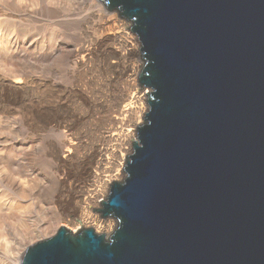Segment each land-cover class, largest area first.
Listing matches in <instances>:
<instances>
[{
	"label": "water",
	"instance_id": "95a60500",
	"mask_svg": "<svg viewBox=\"0 0 264 264\" xmlns=\"http://www.w3.org/2000/svg\"><path fill=\"white\" fill-rule=\"evenodd\" d=\"M99 1L138 37L149 91L97 210L116 227H61L21 264H264V0Z\"/></svg>",
	"mask_w": 264,
	"mask_h": 264
},
{
	"label": "bare ground",
	"instance_id": "6f19581e",
	"mask_svg": "<svg viewBox=\"0 0 264 264\" xmlns=\"http://www.w3.org/2000/svg\"><path fill=\"white\" fill-rule=\"evenodd\" d=\"M68 1L0 0V179L5 188L16 195L14 202L7 203L10 208L5 214L6 220L0 219V264H21L26 250L30 247L25 250L24 241L27 236L17 229L16 225L24 227L26 223L37 219L38 212L33 210L34 203L29 200L35 197V194L30 190H36L40 186L38 182L46 179V176L30 179L36 174V164L32 161L34 154L43 153L52 164L51 171L57 172L73 158L77 150L74 146L76 144L68 140H64V144L62 141L56 144L49 140L48 147L41 149L27 146L21 140L23 138H18L13 146V142L9 144L5 135H17L21 133L17 130L24 128L27 133L37 135L62 127L69 132V125L62 126L67 117L61 112L72 114L73 122L81 121V115L74 110L76 102L73 103V99L84 101L91 110L103 108V101L107 96L110 97L107 93L110 94L113 86L109 73H118L121 64L124 65L123 72H126L127 88L107 117L109 124L118 134L117 141L121 142L119 147L131 137L129 128L136 127L140 122L139 117L146 112L145 97L149 91L145 87L146 90L139 88V76L135 73L134 58L140 43L138 37L131 35L132 33L118 31L119 28L111 19H102L93 24L101 11L94 3L96 0H70L71 3ZM48 22L54 28L51 31L52 37L48 40L50 42L45 45V42L42 43L45 38L42 40L34 37L38 35H35L34 29ZM58 27H61L60 30ZM115 42H118L119 47H115ZM98 62V70L102 73L98 78L100 81L94 83L95 75L92 72ZM132 70L135 72L128 75ZM58 77L61 80L59 82ZM56 79L57 85L54 86ZM31 89L40 91L43 100L37 102L31 99L27 103L25 94ZM105 150L101 148L99 151L101 161L97 164L98 169H101L100 173H93L91 168L85 169L100 185H96L95 190L91 191L92 195L87 198L89 203L85 205L86 208L83 207L80 214L72 220L82 224L84 229L92 228L96 233L101 232L108 236L114 227L113 219L99 218L89 212L93 206H100L95 201L99 188H110V182L118 178L112 174L113 167L106 166L111 165L109 158L102 160ZM7 155L9 159H18L19 172L14 171V162L6 159ZM112 156L117 157L115 152ZM1 188L0 184V193L4 192ZM53 200L54 197L51 198L52 205ZM55 203L57 207L50 206L47 211L48 220L40 222L35 229L38 234L53 224L59 227L63 225L60 215L56 212L58 209L63 211L62 201L55 200ZM35 205L38 208L36 211L42 209L38 203ZM13 211L15 212L12 213Z\"/></svg>",
	"mask_w": 264,
	"mask_h": 264
},
{
	"label": "rangeland",
	"instance_id": "374dc122",
	"mask_svg": "<svg viewBox=\"0 0 264 264\" xmlns=\"http://www.w3.org/2000/svg\"><path fill=\"white\" fill-rule=\"evenodd\" d=\"M61 1L64 2V0ZM68 2L71 3L70 0ZM94 3L98 5V8L101 11L98 13V18L95 19L93 24L102 19H111L113 22L116 23L117 28H119L118 31L125 33L128 32L129 34L132 33L131 35H135L131 30L128 29L130 27V23L120 18L116 12L109 11L105 7V5L99 0H96ZM53 28L54 27L49 22L48 24L37 26L34 29V32L35 35L36 34L38 35L36 36L33 35V36L37 38H41L42 40L45 38L42 41V43L44 44L45 42V45H48V43L50 42L48 40H50V37H52L51 31ZM55 40H57V38H55ZM114 45L115 47H119L118 42H115ZM139 47H140V43L136 52V56L134 58V63L136 65V72L135 70H132L131 72L128 73V75H132L135 72L138 77L142 69L143 62L140 58L141 55H140ZM98 66H99V62L96 69H94L92 72V74L95 75L94 83H96V81H100L98 80V78L101 77V73H102L101 71L98 70ZM123 68L124 65L121 64L118 73H113V72L109 73L110 76L109 79L112 82L113 86L111 87L110 94L109 92L107 93V95H110V97L107 96V99L103 101L104 102L103 108L98 107L95 110H91V108L86 103H84V101L79 99H73L72 100L73 103L76 102V108H74V110L76 109L78 114L81 115V121L73 122L74 118L72 114L69 115V114H65L64 112H61L64 114V116L67 117L65 123H63V120H61V122L63 123L61 124L62 126H66V127L69 125L70 126L68 127L70 128L69 132L68 129L62 127L60 129H55V131L48 130V132L44 133L43 135L42 134L37 135V134H31L29 132L27 133L26 129L24 128L23 130L18 129L17 131L21 133L17 135L15 133H9L5 135V137L8 138L7 141L9 144H12L13 142V146L16 145L17 143L15 142L17 141L15 139L23 138L21 139L23 143L33 148L36 147V148L45 149L46 147H48L49 140H53L56 144H60L62 142H63L62 144H64L65 143L64 140L65 141L68 140L71 141L72 143H75L76 145L74 146L77 148V150L73 154V158L70 161H68L65 165H62L57 172L51 171L52 164L49 162L48 157L46 158L43 153L34 154L32 161L36 164L35 166L36 174L31 176V173L28 172V175L31 176L30 179L37 178L38 176L40 178L46 176V179H43L38 182L40 186H38L36 190L34 191L33 189L30 190L32 193L35 194V197L29 198L30 202L34 203V205L35 203H38L42 207V209L39 208L40 210L36 211L38 209L37 206L36 205L35 207L34 205L32 206V208H34L33 210L35 212H38V215L36 216L37 219H34V222L32 223H26L24 227H20L16 225L17 226L16 228L22 230V233L26 234L27 236V238L24 241L25 250L26 248H28L29 246L35 243L51 238L57 233L59 228H61L62 226L67 227L68 229L72 230L74 233L79 232L80 230L83 229L81 225H79L76 221L72 219L75 218L76 215L80 214V211L83 209V207L86 208L85 205L89 203L87 198L90 195H92L91 191L95 190L96 185H100L95 181L93 177H90L89 174L86 173L85 169L91 168L93 173L94 172L100 173L101 169L100 170L98 169L97 163L101 161V157L99 154L101 148H105L106 150H108V152L106 150L103 152L104 157L102 158V160L103 159L105 160L107 157L109 158L108 162H110L111 165L108 164L106 166L109 167L112 166L113 167L112 174L118 177L114 181H122L124 179L125 173L123 172V170L126 163L125 158L131 155L133 151V141H135L136 139V133H137L136 130L138 125H141L144 122L143 117H145V113L148 110V104H147V96H146L145 97V106L147 107L146 112L143 115L141 114V116L138 119V121L140 122L136 127L129 128L131 130L130 131L131 137L129 139L127 138L126 143H124L121 147H119L121 142L117 141V139L119 140L118 134L115 131V129L112 127V125L109 124L110 122L107 117L108 114L115 109V106H117L116 104L117 99L122 95L123 92L126 91L127 88L125 85V78L127 76L125 75L126 72L125 73L123 72L124 71ZM62 80L65 82L64 79ZM59 81L61 80L58 77V82ZM53 85L54 86L57 85V79L55 80V82H53ZM139 88L141 89L140 84H139ZM142 89L146 90L144 89V87H142ZM85 90L87 91V87L85 88ZM112 91H114V93H111ZM41 96L42 95L40 91H36V90L33 91L31 89L27 94H25V98H26L25 100L27 101V103H29L31 99L40 102L43 100ZM68 117H72V118H68ZM19 128H21V126H19ZM22 133H24L25 135H23ZM114 152L116 153L117 157L112 156ZM6 159H9L8 155L6 156ZM9 161L14 162L12 163L13 169L16 172H19L17 165L18 159L12 157L9 159ZM24 173L22 179L24 178ZM119 173H121V175H119ZM112 182L110 183L112 184ZM0 184L2 187L1 190H4V192L0 193V219H3L5 221L6 220L5 214L6 212H8V209L10 208V205H7V203L9 201L10 203L14 202V198H16V195L12 191L5 188V185L2 183L1 179H0ZM108 189L110 190L109 186L107 188L105 187L99 188V193L95 201L98 202L100 206H93L92 208H90L91 210L89 212L92 215L101 218L97 210L101 208V201L105 200V198L107 197L109 193ZM52 197H54L53 205L50 204ZM55 200L62 201L63 211L58 209L56 212L58 215H60V220L63 221L62 222L63 225L59 227L57 224H53L50 226L49 229H46L42 231L40 234H38L35 229L37 228V226H39L40 222L48 220L47 211L48 209H50V206L53 208L57 207V203H55ZM14 212L15 211H13L12 213ZM115 225L116 224L114 221V227L111 230V232L108 233V235H110L113 232ZM97 233L101 234V232H97Z\"/></svg>",
	"mask_w": 264,
	"mask_h": 264
}]
</instances>
